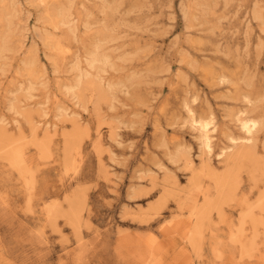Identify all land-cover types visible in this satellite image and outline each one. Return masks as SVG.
<instances>
[{"label":"rangeland","instance_id":"obj_1","mask_svg":"<svg viewBox=\"0 0 264 264\" xmlns=\"http://www.w3.org/2000/svg\"><path fill=\"white\" fill-rule=\"evenodd\" d=\"M0 264H264V0H0Z\"/></svg>","mask_w":264,"mask_h":264},{"label":"bare ground","instance_id":"obj_2","mask_svg":"<svg viewBox=\"0 0 264 264\" xmlns=\"http://www.w3.org/2000/svg\"><path fill=\"white\" fill-rule=\"evenodd\" d=\"M96 50V49H95ZM36 58H34V59H32V60H35ZM106 59V58H105ZM29 62H31L32 63V61L30 60ZM29 62H28V64H29ZM34 63V62H33ZM27 64V65H28ZM107 64H109V63H107V59L104 61L103 60V56H102V59H101V56H99V54H98V50H96V51H94V52H92V57H91V60L89 61V67L91 68V69H94V68H96L98 65H103V66H105V65H107ZM32 65V64H31ZM30 65V66H31ZM34 65V64H33ZM32 65V66H33ZM38 65V64H37ZM29 66V67H30ZM34 67V66H33ZM37 67V66H36ZM31 69H32V67H31ZM30 70V69H29ZM32 70H34V68L32 69ZM36 70V69H35ZM28 73H30V72H28ZM89 74H90V72H88ZM33 74V73H32ZM89 74H87V75H85V77H83V78H86V80H87V78L89 77L88 75ZM31 75V74H30ZM33 76V75H32ZM34 76H35V74H34ZM81 81V80H80ZM83 81V80H82ZM81 81V83H84V82H82ZM90 81V80H89ZM88 81V82H89ZM92 82V81H91ZM92 83H94V82H92ZM92 83H91V85H92ZM90 84V83H89ZM83 85V84H82ZM81 85H80V82H78L75 86H73V89L74 88H79ZM93 86H95L94 84H93ZM92 86V87H93ZM22 88V87H21ZM20 89V88H19ZM22 90H24L23 88H22ZM29 90V89H28ZM19 91V90H18ZM71 91V90H70ZM23 92V91H22ZM103 95V94H102ZM102 98H103V96H102ZM188 116H189V123L191 124V128L193 129V130H195L196 131V133H198V136H197V139H198V141H199V146H200V148H201V150H202V152H203V155H206L207 157H208V159L211 157V155H212V153H213V148H212V137H211V134L213 133V128H212V125H213V122H212V118L210 119V120H201V119H196L195 118V116H194V114L192 113V111L191 110H188ZM236 122H237V124H238V128H239V130H240V132L243 134V135H245V137L246 138H243L246 142H249L250 141V138L252 137L251 135H253L254 134V132H255V130H256V128H257V126H258V121H256V120H253V119H245V118H240V116L238 117V119H236ZM251 136V137H250ZM250 137V138H249ZM228 138L230 139V136H228ZM232 139H234V138H232ZM175 154H177V153H175ZM176 156V155H175ZM178 157V156H177ZM182 156L180 155V158H181ZM176 158V157H175ZM179 158V159H180ZM178 159V160H179ZM176 160V159H175ZM228 175H229V173H228ZM227 175V176H228ZM231 175V174H230ZM227 176H226V179H227ZM229 178H230V176H228ZM209 205V204H208ZM206 207H208V206H206ZM201 211H202V209H201ZM204 211H205V209H204ZM207 211V210H206ZM209 211V210H208ZM205 213V212H204ZM203 213V214H204ZM206 213H208V212H206ZM203 214H202V216H201V219H203L204 217H203ZM199 215H201V213H200V211H199ZM208 216V215H207ZM203 217V218H202ZM206 218V217H205ZM199 219H200V216H199ZM203 221V220H202ZM198 223H200V221L198 222ZM202 223L203 222H201V224H199V225H201L202 226ZM198 224H197V226H199ZM196 226V225H195ZM200 226V227H201ZM194 228H195V230H194ZM193 228V232L195 231L196 233H194V234H198L197 232H199V231H196V230H199V228L198 229H196V227H194ZM189 231V230H188ZM186 234H187V232H186ZM192 236H193V233H192ZM195 236V235H194ZM197 236V235H196ZM193 238V237H192Z\"/></svg>","mask_w":264,"mask_h":264}]
</instances>
